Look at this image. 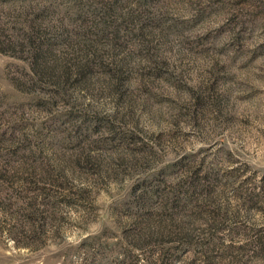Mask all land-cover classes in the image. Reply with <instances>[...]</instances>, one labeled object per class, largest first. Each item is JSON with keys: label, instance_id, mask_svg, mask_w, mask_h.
<instances>
[{"label": "rangeland", "instance_id": "1", "mask_svg": "<svg viewBox=\"0 0 264 264\" xmlns=\"http://www.w3.org/2000/svg\"><path fill=\"white\" fill-rule=\"evenodd\" d=\"M0 264H264V0H0Z\"/></svg>", "mask_w": 264, "mask_h": 264}]
</instances>
